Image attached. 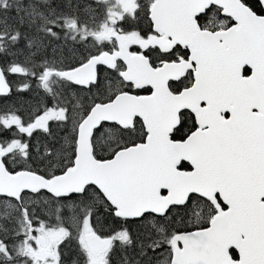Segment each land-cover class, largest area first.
<instances>
[{
	"label": "snow or ice",
	"instance_id": "snow-or-ice-1",
	"mask_svg": "<svg viewBox=\"0 0 264 264\" xmlns=\"http://www.w3.org/2000/svg\"><path fill=\"white\" fill-rule=\"evenodd\" d=\"M84 7L82 18L71 3L63 11L49 0H0V54L16 50L0 67V95L11 92L8 77L20 75L51 100L26 120L14 111L0 115V129H16L0 139V264H65L60 247L72 239V264H111L117 244L136 250L123 264H152L149 250L161 248L164 264H264V0H95ZM141 12L147 32L121 27ZM61 33L91 41L97 54L78 65L50 60L46 49ZM107 44L111 50H103ZM98 65L116 74L108 94L87 105L77 98L70 112L65 87L91 91ZM51 122L71 130L66 148L45 150L41 172L27 165L23 135L50 134ZM178 207L196 230L173 229L169 214ZM105 213L119 223L107 235L97 228ZM130 220L145 229L135 240Z\"/></svg>",
	"mask_w": 264,
	"mask_h": 264
},
{
	"label": "trees",
	"instance_id": "trees-1",
	"mask_svg": "<svg viewBox=\"0 0 264 264\" xmlns=\"http://www.w3.org/2000/svg\"><path fill=\"white\" fill-rule=\"evenodd\" d=\"M25 3L28 0H24ZM52 7L57 10L69 11L68 5L71 3L73 6V10L76 5H80L79 14L82 18H85L87 15V10L84 7L86 4H93L95 6V0H49ZM10 15L13 17L11 22H14L15 18V10L13 9ZM144 15L138 16L139 18H143ZM141 25L145 24V20L141 19ZM128 29H137V26H128ZM21 31H28L31 34V31L26 29L25 27H21ZM46 44L49 43L48 40L45 41ZM23 47V45H21ZM78 46L72 42L71 40L66 41L64 39L63 34H60L59 39L54 38L53 41L50 42V46L46 49V55L48 58L54 59L58 64L62 63L64 65L72 64V55L66 57L68 54L76 51ZM16 50H13L15 52ZM13 52L0 54V65L1 67L5 66L7 62L15 59V55ZM63 57H66L63 59ZM19 59L23 60V57H19ZM74 65V64H73ZM110 75V74H109ZM112 77H108L109 81H114L116 74L111 73ZM103 78L101 74L99 78V82ZM9 83L11 84V92L7 96H0V115H3L5 112L14 111L16 114L21 116L23 119H27L28 116L34 112L37 108V105H41L43 103H50V98L46 97L43 93L42 89H39L37 82L35 79L24 80L20 75H10L8 77ZM27 83L30 85L28 89L21 90L22 84ZM107 87V86H106ZM101 92L97 93L96 96L100 95ZM108 91L104 93L106 96ZM85 96L87 98H91L88 90L83 88H76L74 85H67L64 89L63 100L66 106L70 109L76 102V99H80L83 102ZM69 125L58 126L56 122L50 123V134L45 133L42 130H37L33 133L31 137H28L27 134L23 135V139L30 144V156L31 159L28 160L27 165L34 168L39 169L41 172L45 170V165L47 163V159L45 158V150L48 149L50 151H56L57 149L63 147H67V144H64V140H67L70 132ZM109 128L110 125H105L103 128ZM64 130L65 133H60L61 130ZM16 129L13 127L11 131L0 129V139H9L14 136ZM98 137V136H96ZM101 137L104 138L102 135ZM186 165V164H185ZM9 169L21 170V164H13L8 163ZM42 212V211H41ZM40 213V212H39ZM43 219L48 220L50 223H55V216L48 217L47 213L42 212ZM169 218H174L173 220V229L179 231H186L195 229L194 222L190 224L189 218L185 217L184 211L181 208H174L172 212L169 214ZM101 224L97 225V228L102 232V234H110L111 229L119 228V223L114 222L112 219L107 218V214H103L100 217ZM95 223V219L93 220ZM206 222H201V226H206ZM132 234L133 239L135 240L138 236L144 233L145 229L142 226V222L139 220H130L125 225ZM75 236V234H74ZM22 238V237H21ZM5 242L11 243L10 239H6ZM60 251L63 254V258L65 264H72V261L76 259V254L78 252V245L75 239L70 241L63 242L61 245ZM135 249H128L127 252L123 251L119 244H117L115 250L111 254L110 261L111 264H123L125 256H135ZM167 254L164 248L158 249L155 253L149 250L148 256L152 260V264H156L164 255ZM139 258V257H138Z\"/></svg>",
	"mask_w": 264,
	"mask_h": 264
},
{
	"label": "flooded vegetation",
	"instance_id": "flooded-vegetation-1",
	"mask_svg": "<svg viewBox=\"0 0 264 264\" xmlns=\"http://www.w3.org/2000/svg\"><path fill=\"white\" fill-rule=\"evenodd\" d=\"M140 2L143 4L145 2V0H140ZM140 15H144V13L141 12L139 14V16ZM141 19L145 20V24L144 25H141V23H142ZM149 23H150V21L144 15L143 18H139L138 16H137L136 19L129 18V20H127L126 22H123L121 24V27L125 31H133V30H135V31H139V32H141L143 34V33L147 32L149 30ZM128 26H134V27L137 26V29H128L129 28ZM53 39L54 38H52L51 41H53ZM74 43L78 46V49L76 51L72 52V54L71 53H67L68 55L66 56V57H68V56L72 55L71 62H73L72 64H74V65H78L80 63V61L83 60L85 57H87L89 54H97V49L95 47H93L91 41H89L87 44H84V43H82L80 41H77V42H74ZM111 49H112V45L111 44H107L104 47L103 50H106L107 51V50H111ZM137 50H138V47L135 46V45H133L130 48V51H137ZM66 57H63V59L66 58ZM120 63L122 64V62H120ZM157 63H158V61H157ZM97 71H98V77L99 78H100L101 74L103 75V78H101L99 84L96 85V86H93L91 88V91H89L88 89L83 88L85 90H88L89 94L91 95V98H93L94 96H96L97 93H99V92H101V93L104 94L107 91V87L106 86L109 83V80H110L109 78L112 77L111 76V73H114L113 70L108 69L107 66H105V65H98L97 66ZM248 73H246V74H248ZM184 83H187V81H184ZM72 85H74V84H72ZM74 87H76V88H82V87L77 86V85H74ZM126 90H129L131 93H134V94H144V95L148 94L147 92H144L142 90H134V89H126ZM91 98H87L85 96V98H84V100H83L82 103L84 105H87L88 103H90ZM68 125H69L68 128H70V130H71V123H69ZM105 125H109V124L108 123H104V126ZM103 127H100L99 130L96 131V133H95V136H98V137H96V140H97L98 145H103L105 143V138H103L101 136H102V134L105 133V131H106L107 128L106 127L103 128ZM68 132H70V131H68ZM60 133H65V131L62 129ZM138 135H139V133H137V136ZM137 142H140V140L137 139ZM64 144H67V143L64 142ZM97 155L98 156H103V157L107 158L108 157V150L105 148L103 151H101L100 148L98 147V149H97ZM184 163L186 164L185 170H190V165H188L186 162H184ZM57 174H59V173H57ZM3 199H4L3 197H0V200H3ZM39 214L42 216V212H40ZM60 249H61V247H60ZM166 255L167 254H165L164 256H166ZM236 256L238 258V254H236Z\"/></svg>",
	"mask_w": 264,
	"mask_h": 264
},
{
	"label": "rangeland",
	"instance_id": "rangeland-1",
	"mask_svg": "<svg viewBox=\"0 0 264 264\" xmlns=\"http://www.w3.org/2000/svg\"><path fill=\"white\" fill-rule=\"evenodd\" d=\"M64 142H66V140H64ZM0 201H3V200H0ZM2 208H3V205L2 204H0V211H2ZM190 221V224L192 223L191 221L192 220H189ZM194 222V221H193ZM4 223V221L2 220V219H0V224H3ZM75 234V230L73 229V235ZM0 238H4L3 236H2V234H0ZM166 258H167V255L166 256H164L163 258H161L156 264H164V261L166 260Z\"/></svg>",
	"mask_w": 264,
	"mask_h": 264
},
{
	"label": "water",
	"instance_id": "water-1",
	"mask_svg": "<svg viewBox=\"0 0 264 264\" xmlns=\"http://www.w3.org/2000/svg\"><path fill=\"white\" fill-rule=\"evenodd\" d=\"M0 67H1V65H0ZM248 74H250V70H249V73ZM132 94H134V93H132ZM8 95V94H7ZM138 95H144V94H138ZM147 95V94H146ZM0 96H6V95H0ZM105 123H107V122H105ZM187 163V162H186ZM194 230H196V229H192V230H186V231H194ZM238 254V253H237Z\"/></svg>",
	"mask_w": 264,
	"mask_h": 264
}]
</instances>
